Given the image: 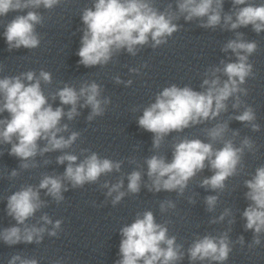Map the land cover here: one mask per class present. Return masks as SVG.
I'll return each instance as SVG.
<instances>
[{
	"label": "clouds",
	"instance_id": "9594fccd",
	"mask_svg": "<svg viewBox=\"0 0 264 264\" xmlns=\"http://www.w3.org/2000/svg\"><path fill=\"white\" fill-rule=\"evenodd\" d=\"M62 0H0V17H6L10 12H24L27 9L51 10ZM233 8L224 12V0H176L175 10L172 4L161 11L153 0H94L92 7L82 11L81 20L85 26L81 39V46L76 53L78 63L86 68L97 65H107L121 50L135 56L140 47L149 45L156 49L168 42L174 33L180 30L174 23L181 16L185 21L200 20L199 26L205 29H222L235 32V38L228 40L221 51L235 56L234 62L220 61L221 66H210L203 73L204 79L200 85L203 91L193 90L189 86L179 87L176 84L164 87L155 96V102L145 107L138 118L141 129L153 134L152 146L159 149L166 136L172 132H183L185 129L214 120L221 113L228 110L231 99L233 109L243 110L230 117L251 128L253 132L260 130L256 123V114L252 106L242 99L248 95L243 87L249 77L254 76L253 65L249 57L258 48L256 41L244 39V33L236 31L251 26L252 30L260 34L264 32V3L259 5L252 0H231ZM44 17L38 12L29 10L26 14L16 15L4 26L3 37L9 51L21 47L35 49L39 47L41 39L36 32V26L43 23ZM147 67V65H144ZM3 67L0 66V71ZM139 73V69H130ZM221 76L226 77L222 79ZM117 83H123L115 77ZM41 82L45 85L52 83V74L43 69L37 76L35 71L29 70L15 76L0 78V115L7 112L8 116L0 118V143L11 145L8 155L18 158L19 168L27 170L38 167L35 162L37 155L62 151L56 158L57 164L67 166L62 175L43 174L38 186L22 185L19 190L7 198L6 213L15 224L0 230V241L6 245L40 244L44 235L57 237L61 230L62 220L50 218L48 214L40 216L35 224H28L38 211L47 206V201L41 199V190L52 198L56 204L65 200L64 192L83 188L86 184H95L101 176L113 172H120L123 161L101 158L98 153L81 149L85 155L78 162V156L63 151L72 148L80 137V133L72 131L65 137L63 133L69 131L67 124H61L66 116L69 121L80 113L77 107H90L87 119L103 116L106 106L111 102L109 98H101V87L95 81L83 82L79 89L74 85L64 84L56 92L51 93L55 100L59 98V107L53 108L48 103ZM132 81H127L131 85ZM82 101V103H81ZM63 106H70L65 112ZM136 109H134L135 111ZM210 142L199 138L187 137L174 142L172 159L155 154L147 158V177L149 183L144 184L150 192H177L183 195L189 181L202 172L206 167L212 175L200 182V187L213 192H222L226 181L239 174L243 169L245 150L255 152L256 146L250 137H244L240 145L236 146L233 139H226L229 131L228 123H217L211 128L204 129ZM239 133L234 131L232 136ZM45 141L40 147L39 142ZM219 142L222 147L213 145ZM3 155V152H0ZM134 163V159H130ZM48 163V161H45ZM20 175L13 169L8 179ZM127 190L122 191L124 179L121 177L115 183L104 181L100 186L106 188V196L111 197V204L118 205L126 195L138 194L142 185V172L134 170L127 175ZM67 182V183H65ZM247 191L245 199L250 203L242 212L245 220L244 229L253 232L252 242L248 245L252 249L261 244L264 235V165L255 169L250 179L244 180ZM219 201L218 195H208L204 199L207 211L215 210ZM189 202L194 203L191 197ZM172 200L160 202L162 213L175 209ZM231 216V210L225 209L218 218L210 223L223 221ZM229 220V224L233 223ZM39 225V226H38ZM120 259L115 264H177L187 255L189 264L199 261L201 264H224L233 250V242L228 233L218 236L204 235L196 237L187 250L177 243L176 236L169 235L167 222L157 223L152 211L137 213L135 220L120 229ZM236 243L244 245L241 236ZM8 264H38L35 258H26L14 254ZM54 264H61L55 261Z\"/></svg>",
	"mask_w": 264,
	"mask_h": 264
}]
</instances>
